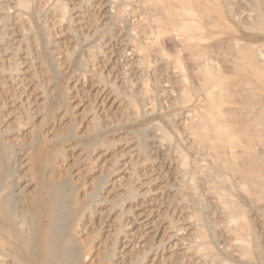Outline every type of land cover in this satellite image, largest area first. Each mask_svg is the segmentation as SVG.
Returning a JSON list of instances; mask_svg holds the SVG:
<instances>
[{
	"label": "bare ground",
	"instance_id": "1",
	"mask_svg": "<svg viewBox=\"0 0 264 264\" xmlns=\"http://www.w3.org/2000/svg\"><path fill=\"white\" fill-rule=\"evenodd\" d=\"M130 1H135L140 8L138 9L140 11L137 12L140 14H138V17L142 18L139 20L140 22L142 20V23L141 25L139 23L137 27L142 26L141 29L143 33L148 32V36L151 34L149 37L140 34L143 35L144 38H148L146 41L147 45H144V43L142 44L144 39L143 41L141 40L142 42L139 41V38H141L139 37L140 35H137L138 38H133L128 34V36L131 37L130 40L132 39V42L134 41V46H132V44L130 45L133 48L135 47L138 52H134L135 55L138 54L139 56L138 62L142 64L143 68L145 67L144 63H146V66L148 64L150 65L151 60L149 57H154L151 53L148 54V50H150L157 55V57L155 55V58L159 61L161 66L159 73H161V70L169 72L171 67H174V69L177 68V70H183L182 65L184 63H182L183 59L180 57L181 53H183L182 55L187 64L186 67L190 70L191 75L189 76H192L193 80L196 78L195 81L198 80V83H190V81L185 78L187 75L182 77L181 74L180 79H178L180 81L178 82L177 80L182 88L181 92L179 91L178 93L179 96L177 94L178 97L173 99L175 100L174 104L179 102V104L187 103L188 105L183 124L182 126L179 125L187 134H185L187 137L185 136L186 138H183V141H181L182 139L180 137L181 142L172 141V136L170 137L169 133L164 130L162 127L163 124L161 125L158 122H153L152 125H145L146 122L142 124L143 120L141 121L142 125H139L140 127H134L136 128V130H134L136 131L135 134L138 140L136 139V142L135 139L134 142L131 141L129 149L133 154L143 155L142 158L146 160L149 158L148 148L150 143H153L155 149L160 152L162 147L160 148L159 142L157 143V141H159L157 140L158 137L161 141H163L162 139L168 141L167 152L174 154L178 161V166L175 168L177 182L175 185L170 186L173 187L175 192L179 193V195L185 190L186 193L183 192L185 193L184 197L187 198L186 201L188 200L192 208V210H190V206H187L189 208L188 210L190 213L191 211L194 213L191 214L193 215L191 222L193 225V237H190L192 239H189V243L185 247V249H187L186 251L189 252L190 258L193 256L199 263L202 262V264H264L263 248L262 246L260 247L259 242L257 243L256 241V239H258L256 237L258 236L256 225L261 224L259 221L264 219V0H105L108 16L111 17L110 20L114 18L117 22L119 20L116 19L124 21L130 9L127 8V6L130 5ZM28 3H30V0H0V74H6L10 81L15 82L19 78L17 75L19 71H23L20 69L17 72L16 69L19 67L16 68V66H14L17 65V61H15L16 59H14V62L11 60L15 54V51H12V49H14L16 44H18V47L19 45H23L22 47L25 48L24 54L28 58L29 50L25 43V37L32 31L31 19L37 16L40 11L39 9H41L37 6L43 4H41L40 1V5L36 6L34 4V6H30L29 8V6H27ZM65 3L66 2L63 0H45L44 4H49L48 8L51 9L53 14L54 12L57 13L56 16L55 14L53 16H58V21L61 23L62 20L65 19V15H67ZM109 8L110 10L108 11ZM135 8L136 6H134V9ZM45 9L44 11H47ZM131 10L133 11V9ZM132 11H130L129 14ZM127 21L130 23V20L127 19ZM55 23H57V20H55ZM133 23L135 22L133 21ZM133 23L131 25H133ZM112 24L115 26V23L111 22V25ZM66 26H68V24ZM113 26L111 27L113 28ZM132 27H134V25ZM118 29L120 31L121 28ZM64 30L67 29L64 28ZM226 30H231V34L221 37L220 35L224 34ZM43 31L40 32L43 33ZM32 32V34L35 33L34 31ZM136 34L134 33L133 36ZM13 37H16L17 43L14 44V47H11L9 42L12 41ZM26 38H29V36ZM30 39L33 40L31 37ZM128 39L129 38H126L127 42ZM34 40H36V37ZM14 41H12V43ZM127 44L129 46V42ZM31 53L33 52H30V54ZM30 57L33 58V56ZM220 61L224 63L225 67H221ZM5 62H8L9 68H6ZM141 64H138L139 68ZM155 65L156 68L157 64ZM10 66L14 68H10ZM144 69H140L141 73ZM149 69H152V66H150ZM26 70H28V68ZM22 77L19 78L20 81ZM121 77V79H123L122 74ZM5 78L6 77H4V79ZM157 79L158 78H156V80ZM126 80H128L127 77ZM2 81H0L2 83L0 85L3 86ZM5 85H7V83ZM141 87L145 86L141 85ZM127 88L128 87H126V89ZM0 89L2 91V88ZM146 91L147 90L143 91V96H148L145 95L148 94L145 93ZM30 93L31 91L29 95ZM42 94L41 92V96ZM143 96L141 98H143ZM126 97L128 96L124 95L123 98L125 99ZM128 98L126 101L129 106L126 105L130 107V100ZM148 98L150 97H147V99ZM118 99L117 97V100ZM41 100L39 102L40 104L42 102ZM62 100L64 101V99ZM120 101L122 102L123 99ZM120 101L118 102L119 104ZM119 110H121V108ZM37 111H40V109ZM65 113H71L68 107L65 109ZM164 113L161 114L163 118H165L168 124L175 127L172 119L175 117L171 118L169 113L168 116ZM71 114L73 115L74 113ZM132 114L133 113H131V115ZM135 114L137 115V113ZM133 115L132 117H135ZM183 117L184 116H182V118ZM68 118L67 122L71 120V117ZM129 118H131V116ZM132 119L134 120V118ZM1 127L0 264H87V256L92 255V258H95V255L87 250V248L89 249V244L84 237L85 234H91L87 232L88 225L83 221L84 219L82 218L81 211L89 207L88 205L92 200L93 191L91 190L92 187L90 189L85 188L83 182L85 179L79 180V178L81 179L80 175H82V173L78 171L85 166H89L90 163H88V161H92L90 160L91 156L89 153L91 152L89 149L92 143H89L90 147L86 144L85 148L83 147L84 149L82 150L77 147L78 150H80L77 152L79 155L73 160L74 162L72 161V166L75 163L76 167L74 166L65 172L66 170H62L64 167L62 165L63 167L61 166L62 169L60 171L63 172L58 173L60 171L56 172L58 169L55 168L56 162L58 161L56 160L54 163L48 160L47 157H49L48 155L50 154H46V149H40L41 151L37 155L35 153L38 151L34 153V150H32L33 142L38 136L35 138L33 134L31 136L30 132L32 131H28L27 125L25 128L28 130L24 131L25 134L22 135L29 134V136H27L24 142L20 141L19 138L21 137L17 136L18 130L16 131V128L15 131L17 134L12 136L13 132L11 134V128L9 129L5 126ZM12 130L13 129H11V131ZM184 131L181 130V133H184ZM135 134L129 137H135ZM64 135L65 133L62 136ZM182 136L184 137V135ZM83 140L85 139L83 138ZM255 140L256 142L258 140L257 144ZM91 142H98V144L104 143L101 137ZM81 145L84 144L82 143ZM61 153L64 154V152ZM195 153L202 155L201 158L200 156L197 158ZM53 155L55 157L61 154L59 155L57 153ZM51 157H53L52 154ZM68 163V165H71V162ZM81 163H83L84 166L81 165ZM78 166L82 167L79 169ZM116 168L118 170L117 166ZM91 170L93 169H90V171ZM89 174L90 173H88V177ZM196 175L201 178L205 186L206 191L204 190L203 193L207 195L206 200L207 197L210 199V204L205 203L203 199L205 195L199 194L197 191L198 187L195 182ZM91 177H86L88 185L92 181H95L93 180V175ZM198 181L201 184V181ZM173 194L176 195L174 192ZM179 197H183V194ZM180 200L183 199L180 198ZM188 202L186 205H188ZM122 213V211L119 214L116 213V216L110 218L111 222L118 224L115 229L116 234L124 229V224L122 225L119 223L122 221ZM190 213L189 219L187 220L191 219ZM250 213H254L261 217L258 223L256 222L255 229L253 220L254 215L252 216L253 218H251V216L249 217ZM88 215L90 216V214ZM261 222L263 223V221ZM262 225H264V223ZM188 226L190 227V225ZM217 232H221L218 235H223L221 240H223L224 237L229 240L227 243L224 242L225 244L222 243L223 246L220 244L221 247L219 248L212 245L213 242L215 243L216 240H218V235L217 237L215 236ZM97 244H99V242ZM111 248V250L105 251L104 253L102 251L103 255L101 258H99L101 252L99 255L95 252L96 256H99V259H97L98 264H112L111 262L109 263L107 259L110 260L109 257H114L117 254L119 255L116 257V259H118L116 263H119L124 256H126L121 252V248V251L120 249L118 250L116 246H111ZM186 251L185 253H187ZM97 252L99 253V251ZM95 260L93 259L94 262ZM194 262H196V260Z\"/></svg>",
	"mask_w": 264,
	"mask_h": 264
},
{
	"label": "rangeland",
	"instance_id": "2",
	"mask_svg": "<svg viewBox=\"0 0 264 264\" xmlns=\"http://www.w3.org/2000/svg\"><path fill=\"white\" fill-rule=\"evenodd\" d=\"M40 1L41 4L45 3V0ZM40 1L30 0V3H28L27 6H29L30 8V6H34V4L36 6L40 5ZM63 1L66 2L65 5L67 8V15H65V19H63L61 23L58 21L59 17H55L57 13L54 12L55 16H53V12L48 8L49 4H42L40 6H37L41 9H39V13L37 14V16H35L36 18L34 17L31 19L30 23L31 28L33 27L32 31L35 32L37 29L38 30L34 34H32V31L28 33L29 35L27 34L26 37L29 36V38L25 37V43L28 47L29 55L33 56V58L29 55L27 58V56L24 54L25 48L22 47L23 45H19V47L17 46L18 44H16V37L12 38V41L15 40L13 43L12 41L9 42L11 47H14V44H16V48L14 47V49H12V51H15V54L11 60L14 62V59H16L15 61H17V65L14 66H16V68L19 67L16 69L17 72L20 69L23 72L25 71L24 73L19 71V74H17L19 78L23 76L21 79L24 83L22 82V80L20 81L19 78L16 80V82L10 81L9 77L6 74H0V81L3 80V86L0 85V88H2V91L0 89V128H2L1 126H5L9 129H13L12 131L10 129L11 134L13 132L12 136L16 135L18 132L17 136L21 137L19 139L23 142L26 141L27 136H29V134L23 136L22 134H25L24 131H27L29 129L28 131L35 132L36 134L30 132L31 136L32 134L34 135V138L38 136V138L33 142L32 150H34V153L38 151L37 153H35L37 155L42 150V148L44 150L46 149V154H50L48 155L49 157H47V159L51 160V162L54 163L56 162V160L58 161L56 162V165L54 164L56 166L55 168L58 169L56 170V172L60 171L63 166L64 167L62 170H66L65 172L74 167L75 163L73 164V166L72 163L74 162L73 160L76 159L79 155L77 153L78 151H80L78 150V148L82 150L85 148L86 144L90 147V144L92 143L89 149V151L92 152H89L91 156L90 160L92 161H88V163L91 164L92 162V164H89V166H85L78 171L83 175H80L81 179L79 178V180L85 179V181H83L85 188H94H91V190L93 191V197L90 204L88 205L89 207L83 209L84 211H81L82 218L84 219L83 221H85L86 225H88L87 232L91 234H85L84 237L86 242L89 244L88 245L86 243L89 246V249L87 248V250L90 251L91 254L95 255V258H92V255L87 256V264H98L97 259L101 258L105 251L111 250V246H116L118 250L121 248L122 251L121 249L120 251L123 252L124 255H126L121 260L123 263L120 261V264H202V262L199 263V261H197V259H195L193 256L190 258L189 252H187V249H185V247L189 243V239H192L190 237H193V225L191 224L193 215L191 214L194 213H192V211L190 213V211L188 210L189 208L190 210H192V208L188 200L186 201L187 198L184 197L186 193L185 190H183V192L185 193L181 191L184 197L183 198L179 197L180 195H182L181 193L179 195V193L175 192L174 188L171 187L177 182L175 168H177L178 166V161L177 158H175L174 154H172L171 152H167L168 141L164 139H162L163 141H161V139H159L158 137L157 140L159 141H157V143L159 142L160 148L162 147L160 149V152L155 149V145L153 143H150V146L148 148L149 158H147L146 160L142 158L143 155L141 156L138 154H133V152H131V150L129 149L130 142H134V139L136 142L137 137L135 134V130L143 120L144 121L142 122V124L146 122L145 125H152L153 122H158L161 125L163 124L162 127L164 128V130L169 133L170 137L172 136V141H183V138H186L187 134L183 129H181V126L184 121L183 119L185 118V115L187 113L188 105L187 103L179 104V102H177L178 104H174L175 100L173 99H176L179 96V91L181 92L182 87H180L181 84L178 83L180 81L178 79H180L181 76L185 77L187 75L185 78L188 79L190 83L192 82L194 84H197L198 80L195 81L196 78L193 80V77L189 76L191 75L190 70L186 67L187 64L185 63L184 56L182 55L183 53H181L180 55V57L183 59L182 63L185 64L182 65L183 70H177V68L174 69V67H171V69H169V72H164L161 70V73H159L161 66L159 64V61L155 58L156 53L148 50L147 48L148 54L151 53V55H153L154 57H151L150 55V57L148 56L151 61L150 65L148 64L147 66L146 63H144V68L148 73L145 71L142 64L138 62L139 56L138 54L135 55L137 50L135 47H132L134 46V41L132 42V39L130 40V38H138L140 34H143L145 37H149L151 34H149L148 36V32H144L146 34L145 35L141 29L142 26L137 27L139 23L141 25L142 20L141 22L139 21L141 17H138V12L140 11L138 9L140 8L138 7V4L135 3V1H130V5L127 6V8L130 9L126 14L127 17L124 18V21L126 22L120 19H116L119 20L117 22L114 18H112V20L114 19L113 21L110 20L111 17L108 16L105 0ZM134 6H136L135 9ZM44 9L47 11H44ZM131 9H133V11ZM109 10L110 8L108 9V11ZM130 11L132 12L129 14ZM127 19L130 20V23L129 21H127ZM55 20H57V23H55ZM52 21L54 24L52 23ZM133 21L135 23H133ZM111 22L115 23V26H113V24L111 25ZM116 22L117 26L119 25L118 27L116 26ZM66 23L69 27L66 26ZM132 23L134 27H132ZM111 26H113V28ZM42 28L44 29V31ZM64 28L67 30H64ZM118 28L123 29L125 32L121 29L120 31L122 32H120ZM40 31H43V33L45 34L41 33ZM134 33L137 34L133 36ZM128 34L131 37H129ZM228 34H231V30H226L225 33L220 36L225 37ZM33 35L36 37V40H34L35 37ZM143 35L139 36L142 38H139V41L142 42L144 39V42H142V44L144 43V45H147L146 41L148 38H144ZM30 37L33 38V40L30 39ZM125 37L129 38L128 42L130 47L128 46V42ZM31 41H34L35 43H32ZM130 44H132V46ZM16 52L18 55L16 54ZM30 52L35 53L33 55V53L30 54ZM20 55H22L24 58ZM20 59H22L23 61ZM136 61L138 64H141L140 68L138 67ZM6 64V68H9V65ZM155 64H157V67L159 69L157 67L155 68ZM150 66H152V69H149ZM221 67H225L223 62H221ZM10 68L14 67L10 66ZM27 68L28 70H26ZM140 69H144L142 73ZM120 73L122 74L123 79H121L122 77ZM4 77L6 78L4 79ZM126 77L130 82L126 80ZM156 78L158 79L156 80ZM6 83L7 85H5ZM0 84L2 83L0 82ZM141 85L145 87H141ZM126 87L128 88L126 89ZM138 90L140 91V93ZM145 90H147L145 93H148L145 95L148 96H143V91ZM30 91L31 93L29 95ZM40 91L43 93L42 96ZM121 93L125 94L122 95ZM43 95L45 96V98ZM124 95L128 96L129 98L126 97L124 99ZM142 96L144 99L141 98ZM117 97L119 98L118 100ZM147 97L150 98L147 99ZM40 98L43 99L41 100ZM61 98L64 99V101ZM127 98L130 100V107H128L129 104H127ZM122 99L123 101L121 102L120 100ZM40 100L42 101L41 104L39 103ZM124 100L126 101V103ZM119 101L120 104L118 103ZM15 105L17 108L15 107ZM66 106L69 108L71 113H74L73 115L71 113H65V109L67 108ZM126 106L128 107V109ZM120 108L121 110H119ZM39 109L40 111H37ZM30 110L32 111V113ZM18 112H21L20 115ZM131 113H133L134 115H132L135 117H132ZM135 113H137V115ZM163 113L167 114V116L169 113V115H171V118L175 117L172 119L174 121V126L177 129L171 124L167 123L165 118H163V116L161 115ZM128 114L131 116V118H129L130 116ZM68 116L69 118L71 117V120L67 122ZM182 116L184 117L182 118ZM132 118H134V120ZM176 121L179 122L177 123ZM26 125L28 129L25 128ZM135 126L136 128H134ZM177 126L179 127V129ZM15 128L16 131L18 130L17 132L15 131ZM181 130L184 131V133H181ZM64 133L65 135L62 136ZM134 134L136 138L129 137L130 135ZM182 135H184V137ZM46 136L47 138H51L47 139ZM98 137H101L102 142L104 143L98 144V142H91ZM179 137L182 139L181 141ZM83 138L85 140H83ZM53 141L56 142L54 143ZM82 143L84 145H81ZM255 143L257 144L258 140L257 142L255 140ZM61 152H64V154ZM57 153L61 155H57L54 157L53 154ZM51 154L54 158L51 157ZM74 154L76 157L74 156ZM196 155L197 158L198 156H200V158L202 156L198 154ZM65 160L71 162V165H68L70 163L66 162ZM81 165L84 166L83 163H81ZM92 165L94 168L92 167ZM116 166L118 167L119 171L117 170ZM81 167H79V169ZM84 169L86 170V172ZM90 169L93 170L90 171ZM62 172L63 171H60L58 173ZM88 173H90L89 177ZM90 175H93V180L95 181H92L88 185V181L86 182V180L87 178L91 177ZM198 180L201 181V178L196 175L195 182L198 187L197 191L199 194H204V190L206 191L205 186L202 181L200 184ZM72 191L74 192V189ZM173 192L178 195L176 196L175 194H173ZM206 196L207 195L203 196L204 202L210 204V199L207 197L206 200ZM180 198L185 202L183 200H180ZM187 202L188 205H186ZM187 206L190 207L188 208ZM121 211L123 212L121 217L122 221H120L119 223L122 225L124 224V229L120 233L116 234L115 229L118 224L111 222L110 218L116 216V213H121ZM189 213L191 215V219L187 220L189 219ZM88 214H90V216ZM250 216L251 218L254 217L253 220L255 229V225L258 223L261 217L255 215L254 213H250L249 217ZM256 216L258 217V220ZM261 221H263L264 223V219L259 221V223L261 224L256 225V232L258 234V236L256 237L258 239H256V237L255 239L257 243L259 242L260 247L262 246V251L264 253V235H262L264 234V225H262L263 223ZM188 225H190V227ZM219 233L221 232H217L215 236L217 237ZM218 237V240H216V242H213L212 244L215 247L217 246V248L221 247L222 243L225 244L227 243V241L229 242V240L225 237L223 240H221V238L223 237L222 234L218 235ZM98 242L99 244H97ZM218 244L221 245L219 246ZM97 251H99V253ZM185 251L187 253H185ZM95 252L97 253V255H99L101 252L100 257L96 256ZM118 255L119 254L115 255L114 257H109L110 260L107 259L108 262H111L112 264H119L116 263L118 261V259H116ZM88 257L91 259H89ZM93 259H96L95 262L93 261ZM195 260L196 262H194Z\"/></svg>",
	"mask_w": 264,
	"mask_h": 264
}]
</instances>
